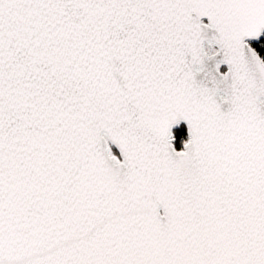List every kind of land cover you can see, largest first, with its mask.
Instances as JSON below:
<instances>
[{"label": "snow or ice", "instance_id": "6c2138e0", "mask_svg": "<svg viewBox=\"0 0 264 264\" xmlns=\"http://www.w3.org/2000/svg\"><path fill=\"white\" fill-rule=\"evenodd\" d=\"M0 264H264V0H0Z\"/></svg>", "mask_w": 264, "mask_h": 264}]
</instances>
